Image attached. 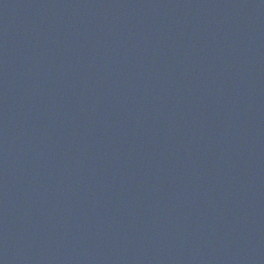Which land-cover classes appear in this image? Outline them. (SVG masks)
<instances>
[{"label":"water","instance_id":"1","mask_svg":"<svg viewBox=\"0 0 264 264\" xmlns=\"http://www.w3.org/2000/svg\"><path fill=\"white\" fill-rule=\"evenodd\" d=\"M0 264H264V0H0Z\"/></svg>","mask_w":264,"mask_h":264}]
</instances>
